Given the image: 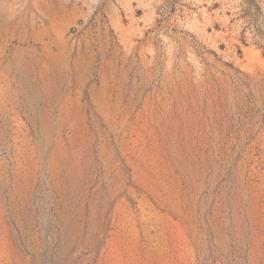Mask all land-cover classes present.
<instances>
[{
    "label": "rangeland",
    "instance_id": "374dc122",
    "mask_svg": "<svg viewBox=\"0 0 264 264\" xmlns=\"http://www.w3.org/2000/svg\"><path fill=\"white\" fill-rule=\"evenodd\" d=\"M57 29L69 66L46 96ZM18 44L40 62L17 69ZM4 82L0 264H264V0H0ZM103 86L121 97L111 120L96 104ZM68 96L87 148L60 122ZM57 144L88 155L73 188L63 170L53 184ZM243 189L259 198L241 233Z\"/></svg>",
    "mask_w": 264,
    "mask_h": 264
},
{
    "label": "bare ground",
    "instance_id": "6f19581e",
    "mask_svg": "<svg viewBox=\"0 0 264 264\" xmlns=\"http://www.w3.org/2000/svg\"><path fill=\"white\" fill-rule=\"evenodd\" d=\"M6 32H7V36L5 40L8 37H10V35L8 34H12L13 27H9L8 31L6 29ZM55 33H56L57 43L62 47L61 48L62 52L60 56L52 55V53H50V51L48 50L47 44H45V48L43 49L47 63L45 67L42 68L43 70H42L41 90L46 96L47 95L51 96L55 94L57 91V86L54 84L55 82L54 75L56 73L60 74L62 69L69 66L68 60L66 59V55L64 54L65 49H66V41L64 40L62 31L60 29H57ZM43 34H44V31L42 29L34 30L32 33L33 41L42 42ZM25 35H26V31L23 32V36ZM29 47L30 48L26 52L25 48H23L21 44H18L17 46H15L13 54H12V58L10 59L9 62H13L14 66L17 69L22 68L23 70H27L32 65V62H40V58L38 55L35 54L32 45H29ZM25 53H27L28 55V58H29L28 60L25 59ZM42 63L44 64L45 62H42ZM77 63L82 64L84 66V69H88V65H89L88 62H77ZM6 70H9L8 66H6ZM9 95H10V88L8 84L4 82L2 85H0V104L1 105H3L6 102ZM96 104L99 110L101 111L103 117L107 120H111L116 110L119 109L121 106V97L118 94L114 100L110 99L108 91H106L105 87L103 86L99 88L98 93L96 95ZM60 110H61L60 122L62 124H67L68 127L70 128L69 137L73 140L79 141L80 146L87 148L86 140L83 138L84 130L86 129V126H85L86 115L83 111L80 98L68 96L62 103ZM49 127L50 125H48V128ZM52 151L53 152L50 155L49 160H48V170L53 175V177L55 176L53 179V184L59 188L60 183L62 182L63 178L62 179L59 178L58 174H60L61 170H63L65 172L63 177L65 178V180L68 181L70 187L73 188L74 186L78 184L82 167L88 161L87 153L84 154L85 155L84 161L81 162L82 159L79 158L80 153L76 154L74 152L72 157L68 158V155L64 152L60 144H57ZM240 175L242 174L240 173ZM241 177L243 178V176ZM242 178L241 180H244ZM21 188L22 187L18 186V184L15 183L14 194H17L20 200L23 201V199L21 198V194H22ZM258 192H254V190L252 189L250 190L249 193L245 189H243V192H241L242 194L244 193L246 197L248 194L251 195V201L248 202L245 212H242V211H241L242 213H240V211L236 212L235 221L237 223V227H236L238 229L237 232L239 231L242 233L246 231L247 228H251L252 225L257 221L255 210H256V206H257V202L259 198ZM244 213H246V216H244L245 215ZM256 239H257V242L259 243L262 239V236L258 235Z\"/></svg>",
    "mask_w": 264,
    "mask_h": 264
},
{
    "label": "built area",
    "instance_id": "2783aa9c",
    "mask_svg": "<svg viewBox=\"0 0 264 264\" xmlns=\"http://www.w3.org/2000/svg\"><path fill=\"white\" fill-rule=\"evenodd\" d=\"M159 13H162V10H160Z\"/></svg>",
    "mask_w": 264,
    "mask_h": 264
}]
</instances>
